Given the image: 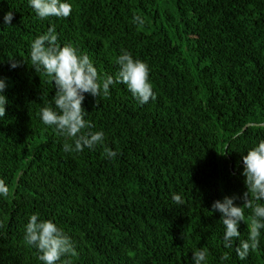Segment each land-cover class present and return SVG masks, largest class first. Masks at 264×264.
Wrapping results in <instances>:
<instances>
[{"label": "trees", "instance_id": "16d2710c", "mask_svg": "<svg viewBox=\"0 0 264 264\" xmlns=\"http://www.w3.org/2000/svg\"><path fill=\"white\" fill-rule=\"evenodd\" d=\"M67 2L69 17L40 20L28 0H0V18L13 13L11 25L0 24L8 99L0 180L9 187L0 199V264H41L24 239L34 213L75 247L57 264H191L199 248L208 264H264V230L245 260L234 250L248 238L250 210L232 248L210 212L214 200L245 191L241 156L264 139V0ZM50 26L59 46L89 56L101 80L115 77L124 51L148 65L154 101L139 105L123 84L106 97L86 94L84 118L105 134L94 149L64 152L65 140L40 122L55 89L29 53ZM12 59L20 67L10 70ZM105 148L118 156L105 158Z\"/></svg>", "mask_w": 264, "mask_h": 264}, {"label": "clouds", "instance_id": "9594fccd", "mask_svg": "<svg viewBox=\"0 0 264 264\" xmlns=\"http://www.w3.org/2000/svg\"><path fill=\"white\" fill-rule=\"evenodd\" d=\"M29 7L35 16L44 20L49 17L67 18L72 5L67 0H28ZM13 13L6 12L0 18V24L11 25ZM135 24L143 26L145 21L140 16H133ZM55 27L50 26L47 32L36 37L30 45L31 68L36 73H43L54 83L55 94L51 105L42 107L39 112L40 122L65 140L63 151L80 153L85 148L94 149L103 145V131H91L93 125L84 117L87 112L82 107L86 94L97 98L101 93L106 97L110 86L123 84L139 105L155 100L156 95L149 81L148 65L134 60L127 51L122 52L116 60L119 71L104 79L98 77L97 69L87 54L79 53L70 44H57ZM21 61L9 60V69L20 67ZM6 82L0 78V119L5 117ZM239 135V133H238ZM68 141H71L69 143ZM118 152L105 148V158L114 160ZM245 191L240 194L225 195L214 200L210 205L212 214H219L223 226L222 244L225 248L233 247V240H240L239 226L245 219V209L250 210L248 216L249 233L247 240H240L235 252L240 260H245L250 250L258 248L261 230H264V139L251 147L241 156ZM9 187L0 180V199L7 198ZM173 203L182 205L181 195L171 196ZM243 205V207L239 205ZM25 243L34 247L39 253L41 264H57L62 257H75L77 252L70 238L55 223L41 220L38 213L32 214L25 225ZM209 253L204 248L192 252L191 264H208ZM228 257L225 256L224 259ZM63 264H72L71 260Z\"/></svg>", "mask_w": 264, "mask_h": 264}, {"label": "water", "instance_id": "95a60500", "mask_svg": "<svg viewBox=\"0 0 264 264\" xmlns=\"http://www.w3.org/2000/svg\"><path fill=\"white\" fill-rule=\"evenodd\" d=\"M251 126V125H250Z\"/></svg>", "mask_w": 264, "mask_h": 264}]
</instances>
